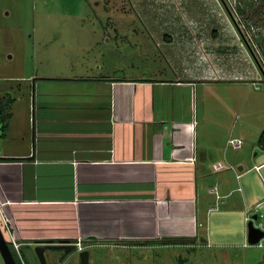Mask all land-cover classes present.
I'll use <instances>...</instances> for the list:
<instances>
[{
    "label": "crops",
    "instance_id": "1",
    "mask_svg": "<svg viewBox=\"0 0 264 264\" xmlns=\"http://www.w3.org/2000/svg\"><path fill=\"white\" fill-rule=\"evenodd\" d=\"M181 38L178 64L165 75L99 65L2 76L19 82L0 86L14 98L0 122V202L21 248L79 237L93 245L161 236L211 245L218 233L240 230L247 239L242 219L264 217L259 139L245 147L236 136L244 145L235 154L216 139L199 148L209 82L242 78L215 61L207 39Z\"/></svg>",
    "mask_w": 264,
    "mask_h": 264
},
{
    "label": "rangeland",
    "instance_id": "2",
    "mask_svg": "<svg viewBox=\"0 0 264 264\" xmlns=\"http://www.w3.org/2000/svg\"><path fill=\"white\" fill-rule=\"evenodd\" d=\"M186 35L207 39L215 61L242 78L209 82L199 148L216 139L235 154L226 140L236 136L245 147L257 144L264 130V0H0V86L19 83L2 76L73 75L99 65L119 75L173 73ZM253 220L259 226L264 217ZM241 226L247 229L244 218ZM216 235L202 246L161 236L88 249L91 264H264V245H251L243 231ZM21 249L26 264H42L34 246ZM46 255L47 264H80L79 252Z\"/></svg>",
    "mask_w": 264,
    "mask_h": 264
},
{
    "label": "water",
    "instance_id": "3",
    "mask_svg": "<svg viewBox=\"0 0 264 264\" xmlns=\"http://www.w3.org/2000/svg\"><path fill=\"white\" fill-rule=\"evenodd\" d=\"M254 219H256V217H254ZM247 232H248L247 240L251 245L257 244L261 239L264 238V229L256 225L254 220H250L247 223ZM201 240L207 241V239L203 237L201 238ZM48 249H63L64 250L63 258H66L67 256L75 252V246L73 244L68 243L67 241L39 242L36 245L35 250L42 264H47L46 251ZM0 253L3 257L5 264H18V261L10 246V242L6 238V235L1 225H0ZM90 255L91 253L89 249H85L79 252L80 264H91Z\"/></svg>",
    "mask_w": 264,
    "mask_h": 264
},
{
    "label": "built area",
    "instance_id": "4",
    "mask_svg": "<svg viewBox=\"0 0 264 264\" xmlns=\"http://www.w3.org/2000/svg\"><path fill=\"white\" fill-rule=\"evenodd\" d=\"M227 145H228V147H232L234 149H240L244 145V140H243V138H240V137H231L230 139H228ZM211 192L216 193L218 195V188L213 187L211 189ZM246 220H247V222H249L250 220H253V217L251 215H248L246 217ZM0 225H1L4 233L5 232L8 233V237H6V238L10 242V245H12L14 250L18 253L22 262L24 264H26L24 256H23L22 251H21L22 243L18 240V237L14 232V226L12 224V219L5 214L4 209H3V204L1 202H0ZM263 239H261L257 243V245L263 246L264 245L262 242ZM67 242L70 244H73L75 246V252H81L85 249H88V247L93 245V243H91V242L86 243V241L82 237H79L76 241H67ZM247 245H248V243H247Z\"/></svg>",
    "mask_w": 264,
    "mask_h": 264
},
{
    "label": "trees",
    "instance_id": "5",
    "mask_svg": "<svg viewBox=\"0 0 264 264\" xmlns=\"http://www.w3.org/2000/svg\"><path fill=\"white\" fill-rule=\"evenodd\" d=\"M14 98L9 94V93H5V94H0V122L1 120L4 119L5 116L8 115V104L10 101H13ZM259 144L262 148H264V131L261 133L260 135V138H259ZM175 241H176V238H174ZM55 242H58L59 240H53ZM137 242L136 244H139V243H144L145 241H135ZM12 250H13V253L18 261V264H23L21 258L18 256V254L16 253V251L14 250L13 246L10 245ZM182 262H183V259L181 258L180 259ZM180 264H183V263H180Z\"/></svg>",
    "mask_w": 264,
    "mask_h": 264
}]
</instances>
